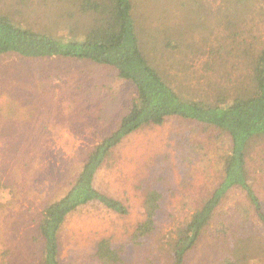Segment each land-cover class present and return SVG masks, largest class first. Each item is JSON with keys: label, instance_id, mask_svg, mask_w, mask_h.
<instances>
[{"label": "rangeland", "instance_id": "1", "mask_svg": "<svg viewBox=\"0 0 264 264\" xmlns=\"http://www.w3.org/2000/svg\"><path fill=\"white\" fill-rule=\"evenodd\" d=\"M131 1L144 55L181 96L208 102L221 92L253 91V59L264 48V0ZM0 13L52 35L86 22L74 16L71 0H0ZM133 92L112 69L90 62L0 57V250L11 252L9 264H38L40 212L65 194L88 152L116 129ZM226 150L224 138L178 118L128 137L95 178L99 191L125 203L127 215L94 203L71 213L58 232L60 264H114L95 258L101 239L120 249L117 264H171L176 234L220 182ZM248 167L264 207V140L250 152ZM150 189L161 193V208L153 232L135 246ZM237 201L235 195L222 203V216L187 253L186 264H218L229 254L228 239L216 230L218 223L231 225ZM245 212L237 222L248 227L247 252L264 262L254 244L259 223Z\"/></svg>", "mask_w": 264, "mask_h": 264}, {"label": "trees", "instance_id": "2", "mask_svg": "<svg viewBox=\"0 0 264 264\" xmlns=\"http://www.w3.org/2000/svg\"><path fill=\"white\" fill-rule=\"evenodd\" d=\"M71 3L74 16L86 22L58 30L55 35L0 13V57L14 54L34 60L60 58L90 62L112 69L118 79L132 86L134 92L116 129L88 152L65 194L48 203L40 212L34 239L40 246L38 264H60L58 232L67 216L79 208L94 203L119 216L127 215L125 203L95 187L96 175L128 137L146 127L160 126L168 118L192 121L212 130L224 138L227 148L222 158L220 182L176 234L171 264H186L187 253L207 232L222 203L228 197L235 198V195L241 206L237 201L234 222L231 221L229 226L224 222L218 223L219 230H216L217 234L225 235L230 246L229 254L223 256L218 264H264L248 254V243L251 242L244 234L248 227L241 221L237 222L241 211L245 214L246 210L258 221L260 238L257 240L255 236L257 241L254 244L258 242L264 254V207L252 185L248 167L250 152L259 148L264 140V48L253 59V91L248 95L230 97L221 92L208 102L186 99L149 64L140 44L131 0H71ZM161 198V193L155 189L145 194L144 220L134 230L133 245L137 246L153 232ZM230 238H234L232 244ZM10 255L9 250H0V264H9ZM94 256L105 263L122 261L120 249L113 247L107 239L96 244Z\"/></svg>", "mask_w": 264, "mask_h": 264}]
</instances>
